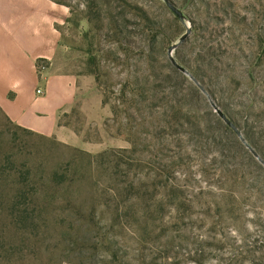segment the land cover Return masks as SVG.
Wrapping results in <instances>:
<instances>
[{
	"label": "rangeland",
	"instance_id": "obj_1",
	"mask_svg": "<svg viewBox=\"0 0 264 264\" xmlns=\"http://www.w3.org/2000/svg\"><path fill=\"white\" fill-rule=\"evenodd\" d=\"M59 1L76 104L0 109V264H264V0Z\"/></svg>",
	"mask_w": 264,
	"mask_h": 264
},
{
	"label": "crops",
	"instance_id": "obj_2",
	"mask_svg": "<svg viewBox=\"0 0 264 264\" xmlns=\"http://www.w3.org/2000/svg\"><path fill=\"white\" fill-rule=\"evenodd\" d=\"M68 17V7L52 0H0V109L16 126L62 141L61 119L77 99L76 76L56 64Z\"/></svg>",
	"mask_w": 264,
	"mask_h": 264
},
{
	"label": "water",
	"instance_id": "obj_3",
	"mask_svg": "<svg viewBox=\"0 0 264 264\" xmlns=\"http://www.w3.org/2000/svg\"><path fill=\"white\" fill-rule=\"evenodd\" d=\"M165 2V5L168 7V9H170V11L178 18L182 17V14L180 13V11L176 8L175 4L173 2H171L170 0H163ZM189 33V30H186V34L182 37V40L185 38V36ZM220 114V116H222V114L220 112H218Z\"/></svg>",
	"mask_w": 264,
	"mask_h": 264
},
{
	"label": "built area",
	"instance_id": "obj_4",
	"mask_svg": "<svg viewBox=\"0 0 264 264\" xmlns=\"http://www.w3.org/2000/svg\"><path fill=\"white\" fill-rule=\"evenodd\" d=\"M43 69H44V65H42V64H38V65H37V70H38L39 72L43 71ZM36 93H37V94H42V91H41L40 89H37V90H36Z\"/></svg>",
	"mask_w": 264,
	"mask_h": 264
},
{
	"label": "trees",
	"instance_id": "obj_5",
	"mask_svg": "<svg viewBox=\"0 0 264 264\" xmlns=\"http://www.w3.org/2000/svg\"><path fill=\"white\" fill-rule=\"evenodd\" d=\"M52 1H54V2H56V3H58V4H62V5H65V6H67L66 4H64V3H62V2H60L59 0H52ZM41 62H39L38 64H40Z\"/></svg>",
	"mask_w": 264,
	"mask_h": 264
}]
</instances>
